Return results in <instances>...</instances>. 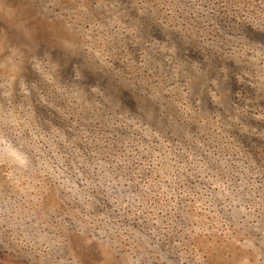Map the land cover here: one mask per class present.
<instances>
[{"label": "rangeland", "instance_id": "rangeland-1", "mask_svg": "<svg viewBox=\"0 0 264 264\" xmlns=\"http://www.w3.org/2000/svg\"><path fill=\"white\" fill-rule=\"evenodd\" d=\"M0 264H264V0H0Z\"/></svg>", "mask_w": 264, "mask_h": 264}, {"label": "clouds", "instance_id": "clouds-1", "mask_svg": "<svg viewBox=\"0 0 264 264\" xmlns=\"http://www.w3.org/2000/svg\"><path fill=\"white\" fill-rule=\"evenodd\" d=\"M74 63H81L82 64L83 63V60L82 59H78V60L74 61ZM62 72H63V70H62ZM65 75H67V74H65ZM33 79H35L37 82H40L42 80L49 79V78L42 76V74L39 73V72H36L33 75ZM49 82H51V80H49Z\"/></svg>", "mask_w": 264, "mask_h": 264}]
</instances>
